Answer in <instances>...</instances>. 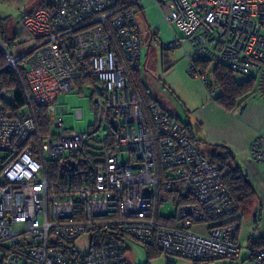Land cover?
Wrapping results in <instances>:
<instances>
[{
    "label": "built area",
    "instance_id": "built-area-1",
    "mask_svg": "<svg viewBox=\"0 0 264 264\" xmlns=\"http://www.w3.org/2000/svg\"><path fill=\"white\" fill-rule=\"evenodd\" d=\"M142 0H45L22 24L34 37L26 55L25 107H0V264H128L127 242L196 263L240 260L237 206L221 173L199 152L186 127L154 101L144 106L130 73L143 66V45L130 7ZM180 33L188 74L213 94L197 63L257 77L264 64V0H152ZM6 67L16 61L1 45ZM100 88V89H99ZM89 93L95 125L62 133L56 98ZM0 86V103L13 101ZM31 104L45 108L39 132ZM237 107L235 108V110ZM81 110L75 117L81 118ZM114 120V124L111 123ZM106 125V133L102 125ZM60 132V133H59ZM88 151L98 165L88 182L59 178L71 157ZM127 153L128 162L120 155ZM264 167V134L248 145ZM59 162L56 179L48 164ZM172 198L173 212L159 215ZM85 238L87 251L75 246ZM252 264H264V245L249 246Z\"/></svg>",
    "mask_w": 264,
    "mask_h": 264
},
{
    "label": "rangeland",
    "instance_id": "rangeland-1",
    "mask_svg": "<svg viewBox=\"0 0 264 264\" xmlns=\"http://www.w3.org/2000/svg\"><path fill=\"white\" fill-rule=\"evenodd\" d=\"M44 1L45 0H0V20H4L6 35L8 37L14 36V39H10L5 44V47L8 49L11 56L15 57L23 55L33 45L35 41L34 37L24 27L22 20L27 14L38 8ZM123 1L128 3L131 2V0ZM130 9L134 13V17L142 35L145 34L144 30H146L147 25L150 24L149 21L151 18L160 26L164 23L167 25L159 8L151 1H143L139 4V6L133 5ZM166 29L169 34L173 35L172 39L175 38L174 32H176L177 35L179 34L174 26L170 28L167 25ZM160 39L165 42L162 38ZM151 56L153 58H149V68H147H151V76L147 82L150 90L155 92L157 97H160L162 101H165L169 105H174L177 108V111H179L182 117H184L183 110H189L184 101H186L190 106V103H192L195 98L199 97V94L203 93L201 86H203L207 92L208 89L199 79V76L195 75V77H192L188 74V62L183 56L181 48L176 47L164 50L158 45L152 50ZM23 65L26 66V60L23 62ZM212 67V65L208 67V71L205 72V76L213 89L212 97H215L218 95L219 89L216 87L211 74L208 73ZM235 77L237 80H242L244 78L240 74H235ZM56 105L66 106V110L64 112L57 114V116L62 120V133H85L88 132L96 123V113L92 109L89 93L86 89H82L81 92L76 91L58 95ZM76 110H81L82 112V116L79 119L75 117ZM172 116L178 122L180 120V123H185L183 118L177 117L175 114H172ZM102 128H104V132L106 133L107 129L105 124L102 125L99 133L102 131ZM120 160L122 162H128V154L125 152L122 153L120 155ZM48 171L50 170L48 169ZM161 200L164 202L158 209L159 215L166 217L173 212V201L170 196L163 193H161ZM75 246L82 253L87 251L85 238H79L75 242ZM126 257L128 264H193L192 261L187 259L166 256L164 254L150 253L148 256L146 250H144L141 245L135 244L134 242H127ZM211 264L229 263L215 262Z\"/></svg>",
    "mask_w": 264,
    "mask_h": 264
},
{
    "label": "crops",
    "instance_id": "crops-1",
    "mask_svg": "<svg viewBox=\"0 0 264 264\" xmlns=\"http://www.w3.org/2000/svg\"><path fill=\"white\" fill-rule=\"evenodd\" d=\"M143 1L153 2L152 0ZM149 23L147 29L144 30V35L140 33L138 26L143 45V66L135 76L147 89L152 101L169 115L175 114L185 120L183 125L187 126L193 142L205 159L208 160L207 156L211 150L208 144L224 145L232 151L235 163L252 185L255 195L245 205L237 206L234 218L239 223L237 241L242 248V253L238 262L229 264H252L247 248L252 243L264 242V167L250 160L248 145L257 134H264V64L256 77V88L245 101L237 106L236 110L226 111L219 107L212 95L201 86L203 93L199 94L190 106L184 101L190 111L184 109V117H182L174 105H169L157 97L147 83L151 76V68L147 69L149 58L152 57V50L159 45L155 42V36L165 41L173 38V35L169 34L166 29L168 24L164 23L160 26L152 18ZM174 35L180 36V33L177 35L174 32ZM57 99L58 97L56 102ZM58 108L59 114L66 110V106H58Z\"/></svg>",
    "mask_w": 264,
    "mask_h": 264
},
{
    "label": "trees",
    "instance_id": "trees-1",
    "mask_svg": "<svg viewBox=\"0 0 264 264\" xmlns=\"http://www.w3.org/2000/svg\"><path fill=\"white\" fill-rule=\"evenodd\" d=\"M117 1L118 4L128 3L123 0ZM10 39H14V36L8 37L6 35L4 20H0V86L12 89L14 92L13 101L11 103L2 102L0 107H2L5 113L9 114L15 109H21L25 107V67L23 62L26 60V55H23L17 59L15 64L17 73H15L11 68L6 67V58L1 49V45L5 47V44ZM209 66L210 64L197 63V67L199 69L198 73L205 74V72L208 71ZM212 66V69L209 70L208 73L211 74L215 81L216 87L219 89L218 95L213 97V100L222 109L226 111H232L252 94L256 88V77L243 76L244 78L242 80H237L235 77L236 73H234L229 68L218 64H214ZM136 73V71L130 73L131 83L135 92L139 95L143 105L147 106V104L153 101L151 100L147 89L141 83L139 78L135 76ZM31 110L35 118L37 129L39 132H44L46 129L45 108L36 104H31ZM185 127L187 129V126ZM208 147L211 149L209 155L207 156L208 161L211 164L217 166L220 170L221 180L230 198L234 201L236 206H243L248 203L255 195V192L252 185L247 180L245 174H243L239 166L235 163L232 151L228 147L220 144H208ZM71 159L74 162L73 173L64 174L62 178L58 179L59 182L65 183L66 176L75 178V182L79 185L84 181L88 182L98 165V160L95 158V155L86 151L84 155H75L71 157ZM60 167L61 166L59 162H50L47 166V168L50 170L48 171L49 177L56 179L58 176L55 173ZM250 245L262 246L264 245V242L254 244L252 243ZM142 247L144 250H146L148 256L150 253L161 254L152 247ZM193 264L201 263L193 262Z\"/></svg>",
    "mask_w": 264,
    "mask_h": 264
},
{
    "label": "water",
    "instance_id": "water-1",
    "mask_svg": "<svg viewBox=\"0 0 264 264\" xmlns=\"http://www.w3.org/2000/svg\"><path fill=\"white\" fill-rule=\"evenodd\" d=\"M99 89H100V88H99ZM111 123L114 124V120H113V119H111ZM73 166H74V162L69 160V161H68V165H65V166H64V171H65V172L71 171L72 168H73Z\"/></svg>",
    "mask_w": 264,
    "mask_h": 264
}]
</instances>
